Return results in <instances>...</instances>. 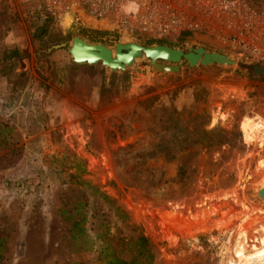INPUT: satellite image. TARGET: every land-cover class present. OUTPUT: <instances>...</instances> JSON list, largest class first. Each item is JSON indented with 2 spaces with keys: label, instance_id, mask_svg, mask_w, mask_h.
Instances as JSON below:
<instances>
[{
  "label": "rangeland",
  "instance_id": "obj_1",
  "mask_svg": "<svg viewBox=\"0 0 264 264\" xmlns=\"http://www.w3.org/2000/svg\"><path fill=\"white\" fill-rule=\"evenodd\" d=\"M222 1L227 8L210 27L157 36L105 28L73 12L57 18L44 0H0V264H93L89 245L78 252L59 217L78 201L86 202L80 210L86 219L101 215L120 235H130L69 181L77 159L85 170L81 179L142 230L154 264H236L233 244L243 224L244 254L264 250V200L256 197L264 141L248 144L242 134L249 120L257 131L264 128V78L250 71L264 65V0ZM72 37L110 51L116 43L182 52L202 47L237 67L180 61L175 73L154 72L140 57L126 71L111 72L99 63H72L66 53ZM195 115L208 117L207 129L225 132L232 146L194 149L173 164L135 166L151 151L160 123ZM181 165L189 176L183 194L173 186L161 191L162 202L144 197L153 198L138 172L157 169L156 175L173 178Z\"/></svg>",
  "mask_w": 264,
  "mask_h": 264
},
{
  "label": "trees",
  "instance_id": "obj_2",
  "mask_svg": "<svg viewBox=\"0 0 264 264\" xmlns=\"http://www.w3.org/2000/svg\"><path fill=\"white\" fill-rule=\"evenodd\" d=\"M171 114L178 116L174 111H171ZM201 116L195 115L186 121L168 118L165 122L160 123L156 132L157 139L151 146V151L145 156L138 157L135 166L141 168L148 162L159 165L173 164L188 158L194 149L207 152L222 146H232L233 140L229 139L225 132L215 127L207 129L209 118ZM74 166L78 171L70 176L69 181L73 180L76 187L86 191L90 198L102 203L119 223H125L129 228L130 235H120L114 225H110V222L100 218L101 215L92 216L91 221L86 219L85 213L80 212L86 202L78 201L72 208H64L59 211V217L68 225L69 239L73 247L80 252L86 251V246L89 245V252L95 254L93 264H154L155 250L143 235L142 230L130 225L126 214L113 201L108 200L99 189L94 188L90 182L81 179V176L85 174L84 168H79L82 166V161L77 159ZM156 170L138 172L137 176L141 183L145 184L152 192L153 198L149 196L150 193L145 194V198L162 202L161 191L173 186L179 195L185 192L189 178L185 166H176L173 178H165L163 171H159L156 175Z\"/></svg>",
  "mask_w": 264,
  "mask_h": 264
},
{
  "label": "built area",
  "instance_id": "obj_3",
  "mask_svg": "<svg viewBox=\"0 0 264 264\" xmlns=\"http://www.w3.org/2000/svg\"><path fill=\"white\" fill-rule=\"evenodd\" d=\"M44 6L57 18L73 12L105 28H135L157 36L208 28L227 8L222 0H44Z\"/></svg>",
  "mask_w": 264,
  "mask_h": 264
},
{
  "label": "water",
  "instance_id": "obj_4",
  "mask_svg": "<svg viewBox=\"0 0 264 264\" xmlns=\"http://www.w3.org/2000/svg\"><path fill=\"white\" fill-rule=\"evenodd\" d=\"M62 47L64 44L60 43L45 48L41 53L47 55ZM66 53L70 57V61L76 65L91 66L99 63L111 72L126 71L132 62L140 57L148 61L149 67L154 72L175 73L179 69L178 63L180 61H185L189 67L195 65L237 67L235 61L218 53L206 52L202 47L187 48L186 52H182L179 49H171L164 45L144 47L135 43H116L111 57V51L105 46L89 44L80 38L72 37ZM250 71L253 76L264 78V65L253 66ZM256 197L264 200V186L257 191Z\"/></svg>",
  "mask_w": 264,
  "mask_h": 264
},
{
  "label": "bare ground",
  "instance_id": "obj_5",
  "mask_svg": "<svg viewBox=\"0 0 264 264\" xmlns=\"http://www.w3.org/2000/svg\"><path fill=\"white\" fill-rule=\"evenodd\" d=\"M67 19H70L69 16L65 17V20H67ZM120 44H122V43H120ZM125 44H128V43H125ZM113 51H114V49H113ZM113 51H111V57L113 56ZM256 128H257V125L254 124L251 120H249V121L245 122V124H243V128H242L243 133L242 134H243V140L246 143H248V144L257 143L259 138L262 139L261 136L264 135V128L263 129L260 128V130L258 129V131L256 130ZM261 139H260V141H258V143H261L264 141V139H262V141H261ZM262 166H264V160L262 161ZM263 186H264V181L260 184V187L256 190V193ZM188 221L189 220H185L186 223ZM246 235L247 234L245 232L244 224H243V225H241V227L239 229V234H238L236 244L235 243L233 244V245H235L233 248V254L235 256V259L237 260L236 264H264V250L263 249L258 251V252H255L253 254H250V255L244 254L245 251L243 249V241L242 240H245Z\"/></svg>",
  "mask_w": 264,
  "mask_h": 264
}]
</instances>
